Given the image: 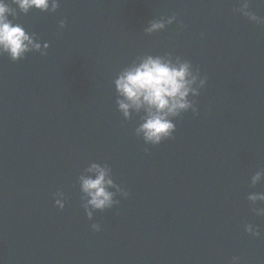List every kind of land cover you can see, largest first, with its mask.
<instances>
[{"label": "water", "instance_id": "water-1", "mask_svg": "<svg viewBox=\"0 0 264 264\" xmlns=\"http://www.w3.org/2000/svg\"><path fill=\"white\" fill-rule=\"evenodd\" d=\"M6 2L41 48L0 52V264H264L252 211L264 201L248 199L264 193V176L252 183L264 171V24L238 0H58L26 13ZM249 7L264 17L259 0ZM169 53L205 84L187 97L197 112L170 117L171 137L153 145L136 132L143 109L119 110L114 81ZM93 164L128 195L109 187L118 203L89 219L81 177Z\"/></svg>", "mask_w": 264, "mask_h": 264}, {"label": "clouds", "instance_id": "clouds-1", "mask_svg": "<svg viewBox=\"0 0 264 264\" xmlns=\"http://www.w3.org/2000/svg\"><path fill=\"white\" fill-rule=\"evenodd\" d=\"M264 4V0H259ZM21 12H28L29 9L36 8L41 11H55L59 6L58 0H12ZM235 11L247 17L250 21L264 24V17L257 16L250 10L249 0H238V7ZM15 16V10L6 0H0V52L7 53L12 60L22 58L31 49L39 50L41 45L34 41L20 24L13 23L9 16ZM176 19L175 15L163 19H153L144 29L146 33L161 30L166 24H171ZM60 27L64 26V21H59ZM47 44L44 45L46 49ZM43 54V53H42ZM165 59L160 56L148 55L139 64L133 65L122 71L114 81L116 92L120 97L117 100L119 110L124 117L129 116V109L141 110L145 112L142 123L136 129L137 134L143 135L145 143L153 145L160 143L162 139L171 137L175 124L170 117L178 116L181 112L192 109L197 112L194 101L187 99L191 92L193 96L199 94L198 88L204 86L205 78L199 80L197 87L193 84L197 80V75L191 71L192 66L189 61L182 60L176 56L175 60ZM199 70L197 69V73ZM94 171L95 177H81V190L89 197L84 204V211L89 219L93 217V210H104L110 208L118 201L113 200L114 193L108 191L109 187H114L120 194L126 197L128 194L120 186L115 185L108 177V170L93 164L88 169ZM264 176V171H257L252 176V183L255 184ZM248 199L255 204L257 200L264 201V193L249 194ZM55 204L63 208L61 199H56ZM89 206H91L89 208ZM252 211L259 216H264V208L253 207ZM91 227L99 231L100 225L93 223ZM244 230L253 235L259 232L251 224H246ZM232 264H239V257L232 258Z\"/></svg>", "mask_w": 264, "mask_h": 264}]
</instances>
